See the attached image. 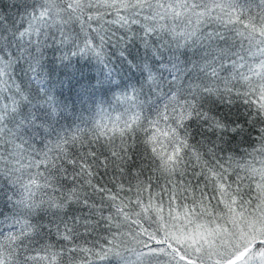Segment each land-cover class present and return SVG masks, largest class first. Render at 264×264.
<instances>
[{
  "label": "snow or ice",
  "instance_id": "snow-or-ice-1",
  "mask_svg": "<svg viewBox=\"0 0 264 264\" xmlns=\"http://www.w3.org/2000/svg\"><path fill=\"white\" fill-rule=\"evenodd\" d=\"M0 264H264V0H0Z\"/></svg>",
  "mask_w": 264,
  "mask_h": 264
},
{
  "label": "trees",
  "instance_id": "trees-1",
  "mask_svg": "<svg viewBox=\"0 0 264 264\" xmlns=\"http://www.w3.org/2000/svg\"><path fill=\"white\" fill-rule=\"evenodd\" d=\"M241 147H247V145H242ZM163 226H164L163 224L160 225V230H161V232L164 231V230H163Z\"/></svg>",
  "mask_w": 264,
  "mask_h": 264
},
{
  "label": "rangeland",
  "instance_id": "rangeland-1",
  "mask_svg": "<svg viewBox=\"0 0 264 264\" xmlns=\"http://www.w3.org/2000/svg\"><path fill=\"white\" fill-rule=\"evenodd\" d=\"M177 227H179V225L177 224ZM169 228H171V225L169 224ZM163 230H164V226H163Z\"/></svg>",
  "mask_w": 264,
  "mask_h": 264
}]
</instances>
